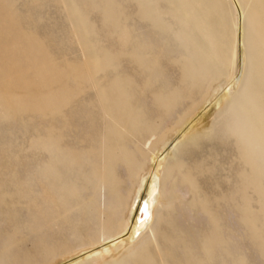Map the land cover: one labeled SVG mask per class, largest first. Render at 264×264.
<instances>
[{
	"label": "bare ground",
	"instance_id": "obj_1",
	"mask_svg": "<svg viewBox=\"0 0 264 264\" xmlns=\"http://www.w3.org/2000/svg\"><path fill=\"white\" fill-rule=\"evenodd\" d=\"M13 1L15 2V0ZM31 1L37 2L38 0H30L27 5H30V3L32 4ZM2 2L3 1L0 0V3ZM57 2L58 0L52 3L57 6L61 5L59 4L60 0L58 3ZM61 2L64 7H61L60 9L67 11V13L66 11L64 12V10L62 11L67 15V18H64L65 20L67 19L66 23L67 21H70V26L73 29H71L70 32L73 31L76 37L75 39L74 36H72L71 39L72 41L75 39L77 41L75 42L78 44L72 41L71 43H75V47H78L79 56L74 53L76 57L73 60L71 59V61H68L69 58H67L68 62L61 61V63L57 65L50 62L52 59L48 60L50 58L49 56L47 57L46 55L45 57V54H42V52L45 51L41 52L40 45L38 44L39 42L36 41L37 35L34 36V34H36L34 31H32V33L34 32L33 35L30 36L35 37V40L30 39L29 35L25 34L28 31H23L24 37L28 38L26 41L25 39L23 40L24 37L22 31L20 32L21 36L20 33H18L19 36L22 37V40L19 39V37L14 38L18 35L17 33L15 35V30H13L14 34L13 31H11L12 34L15 35L13 37L14 41H11L13 45L8 43L10 46H5L3 49L1 45L3 46L7 43L6 40L9 33V28H5L6 31L3 30V23L6 22L9 27H12L18 19L16 18V21L12 20L13 15H16L15 10L12 9L11 11H13V13L15 12V14L9 12L8 9L4 10L6 13L3 12V14H0V16H3V18L0 17V31L7 33L6 40L4 39L5 37L3 34V36L0 35V43H2V40H5L4 42H6L5 44L3 42V44L0 45V56H2L0 59H6L7 56L10 58L12 54L10 55L9 52L14 49L15 52H17V55L21 57V63L19 64L25 63L27 66L26 69H30L29 71L27 70V74L30 75L29 72L32 70L31 68L37 66L38 70L36 72L33 69V78L30 81L22 80L25 84H21L23 82L20 83L21 85L19 84L21 86H19L20 89L22 88V91L20 90L21 94L25 89L29 92V89L31 90L34 86H36L37 89L44 90L40 91L35 89L38 91L37 94L35 91L36 98L33 94L32 97H28V92L23 94L26 96V99L22 95L20 97V93L17 94L18 98L20 97L21 99H14L15 96H12L13 93L11 96H7V94H4V97L1 96L3 97V102L1 101L3 103V110H1L3 114H0V116H2L1 119L4 120L8 117L4 116L6 117L4 118V114H9L10 117V114L14 115L18 113L19 115L22 111L23 113H27L28 110H31L32 113L30 114H33L34 112L36 117L39 116L41 118L42 114H45L43 115L44 117H42L45 118L47 115L46 117L48 118L49 115H51L50 113L56 111L54 112L56 113V118H54L55 116L53 118L52 115L50 116L53 120L56 119V130L52 132V129H49L52 125H47V128L45 129L47 131L44 130V127L46 126L43 127V130L45 131L44 133L48 134V139H46L51 142L53 141L51 145H49L50 142L48 143L45 141V136L41 140V135L39 133L36 134L37 138L40 136L38 138L39 141H44L43 144L45 146L43 145L42 147L41 144L39 145H41L40 148H43L45 153L47 150L44 149V147L51 148V150H48L49 152L51 151L49 156L46 157L47 155L44 154V157L42 155L43 152L39 151L40 148L36 146L37 151L39 153L41 152L40 155L49 159V162L40 165L38 168L39 171L36 172L39 177L43 178L42 180L38 177L39 183H43L42 181L45 183L44 179H50L48 180V184H44L45 186L42 184V187H39V189H41L39 192V190H37V186H39L38 183L35 184L37 186L34 185V183H36L34 178L36 175L31 178L32 174L34 175L35 173L30 174V171L27 172L26 169H22L18 166L19 163H16V169L18 166V168L20 167V170L22 169L26 171L24 172L27 174L21 170L25 174L24 177L22 175L24 179L20 178L21 176L19 173V175H17L20 177L17 178V175L14 176V172L10 174L11 176L9 175L10 181L7 179L11 182L9 184L16 186V188L19 187L17 190L23 188V182H30L32 179L36 192L41 194L39 197L42 196V194H48V192H41L44 191L43 187L48 186V191L53 190V194L56 192V199H54L55 197L52 194L54 197L53 200L56 202V204L54 203L56 211L54 210L55 206L51 201H47L53 205V207L49 206L51 209L45 206L50 212H53V214L56 212V216L55 214L51 215L55 216L53 217L54 219L56 218V236L54 235L56 241H53V238H51L52 240L49 238L51 241L49 244H41L42 240L41 242L38 240L40 242L39 246H36L39 242L34 244L33 238L35 239V237H33V235H38L40 233V236H44L45 234H42L44 231L42 232L39 229L44 228L43 226L47 224L46 222L50 223V221L54 219L50 216L52 219L47 217L45 220V215L49 212L44 208L46 211L44 209L42 210L43 214L44 212L45 214L38 220H41L42 222L45 220V224L40 221L42 223L40 226V223H37V218L38 216L40 217L39 213L42 214V210L41 212L40 210H37L39 211L37 212L34 210L35 207L32 208L35 204H30L33 205L31 208L37 212L38 215H35L34 217H37L34 218L32 214L35 212H32V209L28 208L29 210L26 209L28 211L25 212V215L28 216H26L27 218H24V220L30 218V215L27 214V212L29 213L30 211V214L32 213L30 219H35L36 222H33L36 224L33 225V223H31V225L29 223V225H27L28 222L32 221H29V219L28 221L26 220V226H24V224L22 226V223L20 222L21 226H18L27 231L24 230L23 232L22 229L21 232H16L17 229H20L19 227H15V224L19 221L18 218L15 220L16 223L14 222V226H12L15 231H12V233L14 232L17 234L28 232L30 234L31 232L32 235V232H34L31 241L34 246L32 249H27L28 245H23L27 248L24 249L23 247H20L24 250H20L17 254H10L9 250L11 245L14 243L19 244L20 237L17 235L14 236L13 233V235H9L11 236L9 242H3V239L10 232L6 233V235L3 234L5 237L3 236L4 238L2 237L0 239L2 242L0 244V264H167V260H165L167 259V253L165 251L161 252L157 263L155 259L151 257L152 255L147 254L148 251L146 250L148 249L147 245L149 241L153 240L155 242L157 238V226H159L158 223H160V220L162 219V217L159 216L160 214L162 215V212H160L161 210L159 209H162V207L164 209L170 204V195L167 194L169 196H166V193L169 192L172 194L175 191V187H177L176 190L179 191L175 192L176 194L178 193V195H181L180 198L182 201H180L178 205L179 208L176 206L178 211L173 209L174 212H171L173 211L171 210L172 206L170 207L171 211H166L171 212V214L174 213L173 219H175V216L177 215L178 217L182 215L181 212L186 213V211H184L186 209L187 212L189 210L192 212V216L190 218L189 215L191 213L188 212L191 222L190 220L188 221V217L186 219L183 218L181 222L180 219L182 216L178 219L180 223L178 220H175V223L174 220L171 222V224L173 223V231L176 232V229H180V241L179 244H177V251L180 256L176 259L172 256L173 258L171 259H174V261L176 260L173 264H248L249 262L247 260H249V257L250 260L252 258V256L248 254L251 251L249 250L246 252V256V253L243 250L247 247V244L246 242L242 245L239 243L242 238H240V241L239 239L237 240V233H239V237H242L241 229L239 231V227H245V230L249 228L250 231L253 229L254 232L251 234L254 238H258L254 239L251 234L249 235L255 240V242H257L262 236L259 235V229H257L259 226H256V228L253 227L252 224L253 221L257 224V212L264 214V0H61ZM6 3L8 4V2ZM15 3L17 4V2ZM87 3L99 7L102 11L103 18L106 22V27L104 29L105 44H99V42H97L100 39L97 40L98 37L96 38L95 32L89 25L90 23H88L83 15L82 11H88L85 9ZM129 3H132V5ZM11 4L13 3L11 2L10 6ZM14 4L12 6H14ZM35 4L37 3H34V5ZM129 6L132 7L131 10H129ZM6 7L7 5L5 8ZM0 9V11L3 10L1 7ZM86 11H84L85 14ZM90 17L89 21L92 19ZM28 18L26 19L28 20ZM95 18L96 15L94 19ZM96 19L99 21L101 18ZM9 20H12L13 23L10 24L9 22L11 21ZM38 20H41L40 17ZM32 24L34 23L32 22ZM18 25L19 24H16L15 28H17ZM26 25L28 24H25V26ZM19 26L18 28L21 27ZM223 27L225 28V31H223ZM68 32L69 31L65 33V38L69 40L70 38L67 37L73 34H69ZM227 34L232 36V44L230 45L228 52H226L224 47V39ZM40 38L41 37H39V39ZM65 38L64 41H66ZM61 39L57 40L61 41ZM2 49L4 53L9 54H2ZM12 52V56L14 57L15 52L13 50ZM13 57L6 61L0 60V83H2V79H5V81L7 80V83L2 84L3 86L4 84H8L7 86L10 87V83L17 84L15 81H21V78L24 79L22 75L25 76L26 74L25 72L24 74L17 66L19 57L18 60L16 57ZM12 58L14 61L11 60ZM23 58L25 60L28 58L29 65L27 64V60H22ZM15 60H17V62ZM170 63H175V67L170 68ZM49 64L55 65L56 72L53 71L55 68L51 70V67L48 66ZM31 65L33 67H31ZM166 76H168V78H166ZM55 82L56 87H54L56 90L51 89V91L48 86L52 85V83L55 84ZM2 85H0V87ZM16 88L19 89L18 87ZM10 89H12V87H10ZM2 90L3 89H1V91ZM2 92L4 93L5 91ZM40 92L44 95L43 98L41 97L42 100L38 97ZM213 106L220 107L217 111H215V109L212 111V108H214ZM37 113L41 116L39 114L37 115ZM13 118L15 119L14 116ZM20 118H22L20 121H23V116H20ZM33 118L29 117V121ZM17 121H19V119H17ZM29 121L27 120V122ZM32 121H34V119ZM2 123L4 124L5 122ZM34 124H36V122ZM23 125L25 126L26 124L23 123ZM213 125H218L219 128L217 130L225 135V137L229 136L232 138L233 144H235L239 151L240 159L245 166L244 171L242 172L243 180H241L245 188L254 191L251 193L252 195L256 193L254 196L257 195L259 203L256 204L255 202L253 204H256L257 206L259 205L260 210L256 212L253 210L256 214V216H254L247 206L248 194L244 192L245 198L241 191V194H236L237 196L240 195L243 202H245H241V204L239 201L240 206L237 205L239 209H237L239 211L238 213L240 214L241 212V214L239 217V232L235 233L234 228L236 226L233 228L234 231L226 229L235 223L234 220L231 221L234 223H230V219L233 218L232 213H234V209H231L233 205H231L230 208L227 204L230 201H226L222 198L223 204L224 201L227 202V207L225 206L226 209H224L225 211L223 210L224 217L222 218L225 222L223 224L221 219L218 220L222 226H225L227 231L222 229V233L217 231L216 225H219V222H217L218 224L216 223L215 225L214 223L213 225L214 228L216 227L214 230H216L218 234L213 230L210 231L207 227L211 234L212 232H215L216 236L220 235L219 237L217 236V239L220 241L214 242L206 239L210 235L209 232L208 236L205 238L203 237L205 232L201 234L200 231L199 234L195 235L191 229V224H193L192 221L198 222V218L201 220V215H204V213L198 208L200 213H202L199 215V210L197 211L193 208V206L201 204L199 202V204L194 205V194H191V197L193 198L192 205H190L191 202L188 203L190 200H187L188 202L183 201V196L189 195V192H192L194 189V183L189 179L190 177L188 178L186 176V178L183 176L184 182L187 183L186 188L179 184L175 185L174 182L169 185V188L166 187L167 179L169 177L171 178L176 171V168L181 166L179 163V156L180 154H183L182 149L186 147L185 144H189L192 141L198 142L195 140L199 139L204 133L206 134L210 131ZM36 126L39 128L38 124H36ZM33 128L34 127H32V130H34ZM12 130L13 129H11V131ZM22 130L24 131V129ZM7 131L9 132L10 130L8 129ZM55 132L56 134H54ZM49 134H54L56 140H54V136L51 137ZM209 134L208 135L211 137V133ZM215 134L213 133V135ZM13 135L9 134V136ZM36 135L34 137H36ZM5 136H8L7 133ZM9 136L8 139L10 141ZM209 136L207 137L209 138ZM32 137H30L32 140L36 139ZM200 140H202V138ZM35 141H37V139ZM153 141H156L155 146L151 149L146 161V158L143 155V148L148 147L149 145L151 146ZM14 142L16 141L14 140ZM28 143L30 144L29 146L27 145V147H30L32 144L31 142ZM9 145L11 146L12 144ZM32 146H34V144ZM36 148H32V150H36ZM9 149L6 150L9 151ZM15 149L12 148L11 151H15ZM29 149H31V147ZM10 154L7 156L12 159L13 157L11 155L13 153ZM20 156L22 157V155ZM6 158L7 157H5V159ZM44 158L42 159L44 160ZM19 161L20 160H18V162ZM37 161H39V159H37ZM6 162L8 164V161ZM14 162L15 160L11 161V164L13 165ZM28 162H25L24 167ZM186 162L187 161H185V163ZM32 163L34 164V162ZM193 163L195 165L197 164L195 162ZM38 164L36 165L38 166ZM8 165L7 167L9 168ZM30 166L32 165H29V167ZM184 167L182 168L183 171L185 170ZM32 168L33 167H31V169ZM241 168L243 169V167ZM0 169L1 171L4 170L2 168ZM28 170H30V168ZM13 171L17 173L18 170ZM191 171H193V168ZM241 174L239 172L237 175L240 176ZM27 175H29L31 179L27 178ZM197 175L200 176V174ZM237 175L236 177L238 178L239 176ZM239 179L240 177L238 178V181ZM1 182H3V184L5 183L4 180ZM32 183L30 184L32 185ZM3 184L0 185V188L3 187ZM5 184L3 188H6ZM25 184L27 185V183ZM30 184H28L29 187L31 186ZM234 184L233 186L230 184L233 189L235 186ZM12 185H10L11 188ZM178 186H180L179 188H184L179 190ZM187 187L190 191H188ZM2 189H0V191H2ZM47 189L45 191H47ZM184 189H186V193L183 194V192H185ZM24 190H26V188H24ZM24 190L22 189L23 192L21 191L22 196L25 192ZM249 190H246L247 193ZM4 191L5 190H3V192ZM31 191L34 192L35 189H31ZM31 191L28 192L31 193ZM51 192L52 191H50V193ZM229 192L230 191L227 193ZM50 193L49 195L51 196ZM233 194L235 195V193ZM25 195H28V193ZM44 195L42 196L43 198H45ZM225 195L227 194L225 193L223 196ZM5 196L9 197L7 193ZM34 196H36L37 199H34V201L36 200L39 205L42 203V208L44 203L47 204L46 201L43 202V199H41L42 197L38 199L39 197L35 195V193L29 196V198H34ZM200 196L198 198H200ZM254 196L252 197V200ZM235 197L232 196L234 201L236 199ZM5 198L6 197H4V199ZM29 198L27 200H30ZM47 198L48 196L44 200H47ZM198 198H196L197 201L199 200ZM237 198H239V196ZM21 200L22 202H26V199ZM21 200H19L20 204ZM39 200H42V202H39ZM48 200L50 199L48 198ZM234 201L232 202L235 203ZM24 202L22 204H24ZM37 202L35 203L37 204ZM249 202V205H251L252 201ZM12 203L13 202L9 204L10 209L12 208ZM146 203L148 219H145L144 213L141 211ZM175 203L178 204L177 202H174V204ZM4 204L8 203L3 201L1 205L4 206ZM20 204L17 203L16 205L22 207V204ZM5 206L3 209L8 208V206ZM35 206L37 207V205ZM24 207L27 208V205ZM15 209L16 208L10 211L15 213ZM17 209L15 215L20 211L19 209V211H17ZM220 209L222 211L223 207L221 206ZM5 211L8 213V210ZM209 211H207L208 215H210ZM2 212H0L1 216H3L1 219L4 220L3 218L5 217V214L3 213L4 215H2ZM177 212L180 214H177ZM216 212L218 214V210H216ZM20 213L24 216L22 209ZM76 213L77 215H80L79 217L81 218H77L78 216L74 218ZM211 213L213 215L214 210ZM260 214L258 217H260L259 220H261V223H259L263 224L262 222H264V220L262 221V219L264 218H262ZM183 215L186 217V214ZM208 215L206 213L207 217ZM212 215L211 217H213ZM14 217L15 216L13 215V219ZM193 217H197V220ZM234 217L237 218V215ZM6 218L7 217H5V219ZM9 218L12 219V216ZM61 218H63V220ZM204 218L206 217L204 216ZM204 218L202 217L205 222ZM1 219L0 223H3L0 226L4 228L3 224L6 225V220L2 221ZM208 219L211 220V218ZM12 220H9V222ZM67 220L68 223L66 224L67 228L65 229V232H63L64 225L61 227L63 233H59L58 230L61 223H65ZM212 220L214 221L215 219ZM78 221L79 224L76 223ZM9 222L7 223L10 225ZM206 222L208 223V221ZM198 223L200 224V222ZM177 224L181 227H178ZM211 224H213L212 221ZM211 224L210 226L212 227ZM204 225L206 224L204 223ZM49 226L47 227L48 234L53 231L51 228L52 226ZM9 227L7 228L10 230ZM203 227L204 226L201 228ZM49 228H51L50 231ZM44 229L46 230V228ZM1 230L3 231V229H0V231ZM168 230L170 231V229ZM36 231L40 232L37 234ZM161 231L164 230L162 229ZM262 231L263 230H261V232ZM243 233L245 234L247 232ZM26 234L27 233H25V236ZM263 234L264 233H262V235ZM51 235L53 234L50 233L46 236L51 237ZM9 236L7 235L5 239L8 240ZM13 236L15 238L18 237V239L14 240ZM40 236L36 237V240L39 238L41 239ZM12 237L13 239L11 241ZM244 237H247V235H244ZM29 238L26 237V239L30 241L31 238ZM167 239H169V237H167ZM249 239L251 238H248L247 241ZM43 240L46 241L44 238ZM235 240H237L238 243H236ZM254 240H252V243ZM31 242L30 246L33 245ZM257 243L260 242L258 241ZM17 244L14 246L18 249L19 245ZM151 244L148 246L151 247ZM172 245L170 244V246ZM198 248L204 260L195 256L199 252ZM260 249V251L263 250L262 253H264L263 247ZM255 251L259 250L257 249ZM255 251L253 252L255 253ZM262 253L259 254L262 255ZM176 254L178 253H175V255ZM237 254L241 256H237ZM234 256L237 258L236 260ZM244 256H246V258L248 257L247 260H245ZM257 256L258 255L256 254L254 259H257ZM170 262L172 263V261Z\"/></svg>",
	"mask_w": 264,
	"mask_h": 264
},
{
	"label": "rangeland",
	"instance_id": "obj_2",
	"mask_svg": "<svg viewBox=\"0 0 264 264\" xmlns=\"http://www.w3.org/2000/svg\"><path fill=\"white\" fill-rule=\"evenodd\" d=\"M1 1H3L2 3H0L1 5H0V7L3 9L2 11H0V14L2 13L3 14V12L4 13H6L4 10H7L8 9V11L9 12H12L13 13V11H11V9L12 10H15V12H16V15L14 16L13 15V19L12 20H15L16 18L18 19V21H16L15 23L16 24H19L18 26L20 27V28H18V26H17V28H15V26H16V24L14 25L13 24V26L12 27H9L8 26V24L6 23V22H4L3 23V30L4 31H6L5 30V28H9L7 31L9 32V33H11V34H9L8 33V36H7V33L5 32H2V31H0V35L1 36H3L4 35V39L6 40V36H7V43L6 42H4L3 40H2V43H0V45L1 44H3V42H4V44L5 45H1V47H3V49H4V47L5 46H10V45H8V43L9 44H11V45H13L12 43H11V41L13 42L14 41V39H13V37L16 35V33H17V35L18 36H15L14 38H18L19 37V39H21L22 40V37H20L21 36V31H22V34H23V37H24V32L23 31H28V32H26L25 34H27V35H29V38L30 39H33V40H35L36 38H37V42H39L38 44L40 45V49H41V52L42 51H45V52H42V54L44 53L45 54V57H46V55H47V57L49 56L50 58L48 59V60H51L50 62H53L52 64H59V63H61V61L62 62H68V61H71V59L73 60L76 56H75V54L76 55H78L79 56V50H78V47H75V43L77 42L75 39H76V37H75V35H74V32L72 33V32H70V30L72 29V27L70 26V21H67V23H66V20H65V18H67V15H65L64 14V12L66 11V10H64L63 8V10H64V12H62L63 10H61L60 8L61 7H64V6H62L63 4H62V2H61V0H60V3L59 4H61V5H59V6H57L56 4H53L52 2H55V1H57V0H36L37 2H35V1H33L34 3H37V4H35L34 5V3L32 2V4L30 3V5H27V3L29 4V1L30 0H15V2H17V4L12 0H1ZM14 4V6H12L13 4H11V6L13 7H11L10 6V3L11 2ZM42 1V2H41ZM52 1V2H51ZM78 1V0H77ZM79 1H82V0H79ZM6 2H8V4L6 3ZM10 2V3H9ZM40 2H41V5H40ZM48 2V3H47ZM58 2H59V0H58ZM57 2V3H58ZM4 4V5H3ZM130 5H132V3H129ZM7 5V7L5 8V6ZM26 5V6H25ZM86 5H87V7H86ZM85 5V9H87L88 11H86V10H84V11H86V14H85V12L84 11H82L83 12V15L85 16V18H86V20L88 21V23H90L89 25L91 26V28H92V30L95 32V34H96V38H97V40H99V41H97V42H99V44H105L106 42V40H105V34H104V29H105V27H106V22H105V20H104V18H103V15H102V11H101V9L99 8V7H96V6H92V4L90 5V4H86ZM97 5V4H96ZM10 6V7H9ZM23 6H25V7H23ZM9 7V8H8ZM39 7H41V8H39ZM31 10H30V9ZM37 8V9H36ZM131 8L132 7H130L129 6V10H131ZM26 9V10H25ZM1 10V9H0ZM7 11V12H8ZM15 12L13 13V14H15ZM88 12H89V14H88ZM94 12V13H93ZM95 12H97V13H95ZM22 13V14H21ZM24 13H26V14H24ZM66 13H67V11H66ZM29 14V15H28ZM33 14V15H32ZM24 15V16H23ZM88 15V16H87ZM90 15H91V17H90ZM95 15H96V18H101L99 21L95 18L94 19V17H95ZM98 15H99V17H98ZM5 16H6V14H5ZM5 16H4V18H5ZM0 17H2L3 18V16L1 15ZM25 17V18H24ZM29 17V18H28ZM35 17V18H34ZM40 17V19L41 20H38V18ZM65 17V18H64ZM89 17L90 18H92V19H90V21H89ZM26 18H28V20L26 19ZM37 19V20H36ZM6 20H8V19H6ZM12 20H9V21H11V22H9L10 24H12L13 23V21ZM31 20H33V21H31ZM94 20V21H93ZM35 21H37V22H35ZM8 22V21H7ZM32 22L34 23V24H32ZM239 22V21H238ZM30 23V24H29ZM7 24V25H6ZM25 24H28V25H26L25 26ZM36 24V25H35ZM67 25H68V27H70V28H68L67 27ZM29 26H30V28H29ZM26 27H27V29H26ZM25 28V29H24ZM18 29H21V30H18ZM13 30H15L16 32H15V35H13L14 34V31ZM17 30H18V32H17ZM73 30V29H72ZM11 31H13V34H12V32ZM32 31H34L36 34H34V36H36L37 35V37L35 38V37H32V36H30V35H33V33H32ZM67 31H69L68 33L70 34H73V35H70L69 37H67V38H70L69 40L68 39H66L65 37H66V35H65V33L67 32ZM223 31H225V28L223 27ZM32 33V34H30V33ZM18 33H20V36H19V34ZM3 34V35H2ZM6 34V35H5ZM12 35V36H11ZM26 35V36H27ZM51 35V36H50ZM1 36H0V38H1ZM12 38H11V37ZM67 36H68V34H67ZM72 36H74V38L75 39H73V41H72V39H71V37ZM100 36V37H99ZM39 37H41L40 39H39ZM53 37V38H52ZM63 37V38H62ZM35 38V39H34ZM47 38V39H46ZM55 38V39H54ZM62 38V39H61ZM64 38H65V40L66 41H64ZM2 39H3V37H2ZM10 39V40H9ZM25 39V41L28 39V38H26V37H24L23 38V40ZM53 40V42H52V40ZM60 40L61 39V41H58V40ZM1 40V39H0ZM20 40V41H21ZM10 41V42H9ZM59 43H58V42ZM71 41L72 42H75L74 44H72L71 43ZM102 41H104V42H102ZM56 42H57V44H58V46H57V44H56ZM64 42V43H63ZM224 42H225V50H226V52H228L229 51V49H230V45L232 44V36L230 35V34H227V36H225V39H224ZM45 43V44H44ZM76 44H78V43H76ZM0 47V48H1ZM3 49H2V52H3ZM56 49V50H55ZM14 52H15V50L14 49H12ZM12 50H11V52H12ZM48 50V51H47ZM58 50V51H57ZM78 51V53H77V51ZM57 51V52H56ZM1 52V53H2ZM11 52H9L10 53V55L12 54L13 55V52L11 53ZM47 52V53H46ZM8 53V52H7ZM8 53V54H9ZM49 53H50V55H49ZM75 53V54H74ZM2 54H4V55H8V54H6V53H2ZM1 54V55H2ZM10 56V58L11 57H13V56ZM17 52H15V55H14V57H16L17 58V60H18V57H19V55H17ZM63 55V56H62ZM0 57H2V56H0ZM13 57V58H14ZM56 59H54V58ZM71 57V58H70ZM9 58V56H7V58L6 59H0V60H4V61H6V60H8V59H10ZM11 59V60H13L14 61V59ZM67 58H69V60L67 59ZM20 59H21V57H19V60H18V62H17V60H15L16 62H17V66H18V68H20L21 70H22V72L25 74V76H23L22 74V77H24V79H22L21 77V81L20 80H18V81H15V82H17V84L15 83V84H12V83H10V87H12V89H10V87H8L7 85L8 84H4V86L2 85L3 83H7V80L5 81V79H2V83H0V85H2L1 87H0V91H1V89H3L2 91H5L4 93L1 91V93L0 94H2V95H0V106H1V109H0V114L2 113V111L1 110H3V107H2V102H3V97L5 96L4 94H7V96L9 95V96H11V94L13 93V95L12 96H15L14 97V99H21L20 97H21V95L25 98L26 96L25 95H23V94H25V93H27L28 92V90H26L25 89V91H23L22 92V94H21V91H22V88L20 89V85L21 84H25L23 81L25 80H31L32 78H33V73H34V70H35V72L38 70V68H37V66H32L31 65V67H33V68H31L32 70L29 72L30 73V75L29 74H27V70L28 69H26V64L24 63H22V64H19V63H21V61H20ZM22 60H25L24 58L22 59ZM26 60H27V64L29 65V63H28V58H26ZM25 60V61H26ZM68 60V61H67ZM25 61H22V62H25ZM55 61V62H54ZM52 64H49L48 66H50L51 67V70L53 69V68H55V69H53V71H55L56 72V67H55V65H52ZM175 63H170L169 64V66H170V68H173V67H175ZM172 66V67H171ZM161 67V66H160ZM175 69V68H174ZM26 70V71H25ZM30 70V69H29ZM28 70V71H29ZM164 74V73H163ZM20 75V74H19ZM27 75H29V76H27ZM166 78H168V76H166ZM23 80V81H22ZM4 81V82H3ZM0 82H1V79H0ZM21 82H23V83H21ZM21 83V84H20ZM20 84V85H19ZM11 85H15V86H11ZM20 86V87H19ZM52 86V87H51ZM56 82H55V84H53L52 83V85H50V86H48L49 88H50V90L51 89H55L56 90ZM3 87V88H2ZM16 87H18L19 89H17ZM24 87V86H23ZM30 88V87H29ZM28 89V88H27ZM40 90L39 88L37 89V87L36 86H34V87H32L31 88V90L29 89V92L27 93L28 94V97H32V94H33V96L35 97L36 96V94H37V92L38 91H36V90ZM19 90V91H18ZM21 90V91H20ZM34 90V91H33ZM42 90V89H41ZM40 90V91H41ZM7 91H8V93H7ZM15 91H17V92H15ZM35 91H36V94H35ZM42 91H44V90H42ZM52 91V90H51ZM51 91H49V92H51ZM17 94V93H20V97L18 98V94L16 95L15 93ZM34 92V93H33ZM10 93V94H9ZM42 92H40L39 94H38V97H39V99L42 97H44V95L43 94H41ZM15 94V95H14ZM31 96H30V95ZM40 94H41V96H40ZM43 95V96H42ZM1 96H3V97H1ZM7 96H6V98H7ZM22 97V98H23ZM37 97V98H38ZM23 98V99H24ZM36 98V97H35ZM42 98H41V100H42ZM26 99V98H25ZM40 100V101H41ZM2 101V102H1ZM5 101V100H4ZM5 103V102H4ZM214 108H212V111H213V109H215V111H217L218 109H219V107L220 106H218V107H216V106H213ZM26 111V110H25ZM30 111V112H29ZM210 111H211V109H210ZM54 112H56V111H54ZM54 112H52L53 114H55V115H53L52 113H50L51 115H52V118L54 117V118H56V113H54ZM30 113H32L31 112V110H28L27 111V113L25 112V113H23V111L18 115V113H16V114H14V115H12V114H10V117H9V114L7 115V114H4L3 115V117L4 116H8L7 118L6 117H4V118H6V119H4V120H2L1 118H2V116H0V123L2 124H0V158H2V159H0V168H2V169H4L3 171H1V169H0V185H2L3 184V182H1L2 180H4V182L6 183H4L6 186V188H3L4 187V184H3V189L2 188H0V189H2V191H0V212H2V210H3V212H2V215H4L5 217H7L8 218V220H7V218L5 219V217L3 218L4 220H6V225L5 224H3L4 225V228L3 227H1L0 229H3V231L1 230L0 232H1V234H0V239L4 236V235H6V233H8V232H10L9 234H7L8 236L11 234V235H13V233L15 232L14 231V228L12 227V226H14V224L16 223V221L15 220H17L18 218H19V221L17 222V224H15V227H19L20 229L18 230L17 229V231L16 232H21L22 231V229L23 228H21L20 226H21V223H22V226H23V224H24V226H26V224H27V221H28V219H29V221L30 220H32V219H30L31 218V216L33 215V217L35 216V215H38V213L37 212H39V211H37V210H40V212H41V210L42 209H44V208H46L45 206H47V208H50V207H53V205L52 204H56V202L53 200V198L54 199H56V192H55V194H53L54 193V191L53 190H49L48 191V189H47V187H43L42 189L44 190V191H41V192H43V193H46V192H48V194L46 195H44V194H42V196L44 195L45 196V198L48 196V198L50 199V200H48V198H47V200H44L45 198H43L42 196H40L39 197V195H41L40 193H38V192H36V188H35V186H37V185H35V184H37L38 183V185L39 186H37V190H39V192H40V190L41 189H39V187L41 188L42 186V184H43V186H45L44 184H48V180H50V179H44L45 180V183H44V181H42L43 183H39V179L41 178L42 180H43V178L42 177H39V175H38V173L36 174V172H38L39 170H38V168L40 167V165H43V164H46V162L48 163L49 162V159L48 158H44L45 157V155H47L46 157H48L49 156V153H51V151L49 152L48 150L50 149L51 150V148H45L44 147V149H46L47 151H46V153L43 151V148L41 149L40 148V146L42 145V147H43V143H44V141H39V137L37 138V133H39L40 135H41V140L44 138V136H45V139L47 138L48 139V134H45L44 132L45 131H47V130H45L46 128H47V125H52V126H50L49 127V129H52V132H54L55 130H56V119H52V118H50V116L51 115H49V117L47 118L46 116H45V118H43L44 116L43 115H45V114H42V116L39 114V113H37V115L39 114L40 116H41V118H43V119H41L39 116H37L36 117V115H34L35 113L33 112V114H30ZM3 114V113H2ZM1 114V115H2ZM29 114V115H28ZM46 114H49V113H46ZM208 114H209V112H208ZM17 117H16V116ZM27 115V116H26ZM13 116L15 117V119L13 118ZM20 116L22 117L23 116V121H20V120H22V118H20ZM12 117V118H11ZM19 117V118H18ZM29 117H31V118H33L34 119V121H32L33 119H30V121H29ZM28 118V119H27ZM51 120H50V119ZM12 119V120H11ZM17 119H19V121H17ZM39 119V120H38ZM41 119V120H40ZM9 120V121H8ZM15 120V121H14ZM24 120H26V121H24ZM27 120L29 121V122H27ZM38 122H37V121ZM44 120V121H43ZM13 121V122H12ZM40 121V122H39ZM55 123H54V122ZM171 121V120H170ZM2 122H5L4 124L2 123ZM17 122V123H16ZM27 122V123H26ZM31 122V123H30ZM36 122V124H38L39 125V128H37L38 126H36V124H34ZM46 122V123H45ZM50 122V123H49ZM8 123V124H7ZM14 123H16V124H14ZM21 123V124H20ZM23 123H25L26 125L24 126L23 125ZM34 125H33V124ZM45 123V124H44ZM216 123H217V121H216ZM215 123V124H216ZM12 124V125H11ZM18 124V125H17ZM27 125H30V126H27ZM31 125H33V126H31ZM42 125V126H41ZM12 126V127H11ZM36 126V127H35ZM44 126H46V127H44ZM32 127H34L33 129L34 130H32ZM41 127V128H40ZM43 127H44V130H43ZM55 127V128H54ZM215 127V128H214ZM10 130L9 132L7 131L8 129ZM36 128V129H35ZM219 128V126L218 125H213V127H212V129L210 130V131H208L209 133H211V137H212V139H211V137L209 136L210 134L207 132L206 134L204 133L203 135H201V137L199 138V137H197V138H199V139H196L195 141H198V142H190L189 144L188 143H186L185 144V148H183L182 150H183V154H180V156H179V163H180V165L181 166H179V168H176V171L173 173V175L171 176V178L169 177L167 180L168 181H166V187L167 188H169V185L172 183V182H174L175 183V185L176 184H179L180 186L182 185V186H184L185 188H186V186H187V183H185L184 182V177L183 176H187L193 183H194V189L192 190V192H189V195H184L183 197V201L184 202H188L189 200V202L188 203H190L191 202V204L190 205H192L194 202V205L195 204H199V202L201 203L200 205H195V206H193V208H195L197 211L199 210V209H201V212L202 213H204V215H201L202 213H200V210L198 211V214L199 215H201L203 218H204V216L207 218V220H206V218H204L205 219V222H204V220L202 219V217L201 216H199V217H201V220H200V218H198L199 220H198V222H200V224L197 222V221H192L193 222V224H191L192 226H191V229L193 230V233L195 234V235H197V234H199V232L201 233V234H203V232H205L204 234H205V236H204V234H203V237H207L208 236V228H209V230L210 231H215L216 232V230H214V229H216V227H217V231L219 232V233H222V230H231V231H234L233 230V228L235 229V233L236 232H239L240 231V229H241V234H242V237H239V233H237V235H238V237H237V240L239 239V241H240V238H242V240L239 242L241 245L242 244H244L245 242H246V244H247V249L245 248L243 251L246 253V252H248L249 250L251 251V252H249L248 254L250 255V256H252V258H251V260H250V257H249V255H248V257H249V260H247V258H246V256H247V253H246V256H244L245 257V260H247L248 262V264H252V260L256 257V254L258 255L257 257V259H254L253 260V264H254V261H255V264H264L263 263V261H264V253H262V251H260L261 249V247H263V249H264V238H263V235H262V233H264L263 231H264V222H262L263 224H260L261 223V220H259L260 219V217H258L259 216V214L261 213V212H257V216H256V214H255V212L256 211H260L259 210V205L257 206L256 204H258L259 202H258V197H257V195H255L254 196V194H256V193H254L253 195L251 194V193H253L254 191L251 189V190H249L248 188H245V186L243 185V182H242V177H243V171H244V168H245V166H244V164H243V162H242V160L240 159V155H239V151L237 150V148H236V146H235V144H233V140H232V138L231 137H229V136H227V137H225V135H223V134H221L220 132H219V130H217ZM7 129V130H6ZM11 129H13L12 131H11ZM15 129V130H14ZM22 129H24V131L22 130ZM42 131H41V130ZM48 129V130H49ZM213 130V131H212ZM217 130V131H216ZM23 131V132H22ZM50 131V130H49ZM48 131V132H49ZM212 131V132H211ZM13 132V133H12ZM26 132V133H25ZM47 132V133H48ZM215 132H216V134H215ZM218 132H219V134H218ZM6 133H7V135L9 136V134H11V135H13V136H9V138H10V141H9V139H8V136H5L6 135ZM9 133V134H8ZM16 133V134H15ZM36 135V137H34L35 135ZM213 133L215 134V135H213ZM38 134V135H39ZM54 134H56V132L54 133ZM54 134H49L51 137H53L54 138V140H56L55 138V135ZM209 134V135H208ZM33 136V137H32ZM207 136H209V138L207 137ZM30 137H32V138H36L37 139V141H35V140H32ZM215 137V138H214ZM14 138V139H13ZM31 140H30V139ZM202 138V140H200ZM220 138H222V139H220ZM12 139V140H11ZM45 140V141H47L48 143H49V145H51V143L53 142H51V141H49V140ZM51 140H53L52 138H50ZM225 139V140H224ZM227 139H229V140H227ZM6 140H8V141H6ZM14 140L16 141V142H14ZM30 140V141H29ZM200 140V141H199ZM211 140V141H210ZM213 140V141H212ZM227 140V141H226ZM220 141V142H219ZM226 141V142H225ZM4 142H6V143H4ZM8 142H9V144H12L11 146L8 144ZM28 142H31V144L33 145L34 144V146H30L31 147V149H29L30 147H27V145L29 146V144L30 143H28ZM35 142V143H34ZM42 142V143H41ZM54 142H56V141H54ZM210 142V143H209ZM231 142V143H230ZM4 143V144H3ZM15 143V144H14ZM46 143V142H45ZM155 143H156V141H153L152 143H151V146L149 145L148 147H144L143 148V155L145 156V158H146V161H147V158H148V156H149V154H150V151H151V149H153L154 148V146H155ZM200 143V144H199ZM212 143H213V145H212ZM36 144V145H35ZM39 144H41V145H39ZM54 144V143H53ZM53 144H52V146H53ZM198 144V145H197ZM231 144V145H230ZM15 145H17V146H19V147H17V146H15ZM48 145V144H47ZM188 145H189V147H188ZM10 147V149H9V147ZM36 146H38L39 148V151H41V152H43L42 153V155L44 156H42V155H40V153L37 151V148H36ZM45 146V145H44ZM8 147V148H7ZM17 148V149H15V148ZM48 147V146H47ZM50 147V146H49ZM55 147H56V145H55ZM15 149V151L17 152H15L14 150V152L13 151H11V149ZM32 148L33 149H35L36 148V150H32ZM6 149H9V151H10V153L12 154H10L9 153V151L8 150H6ZM19 149H22V150H19ZM188 149V150H187ZM32 150V151H31ZM27 151H29V152H27ZM188 151V152H187ZM34 152H36V153H34ZM38 153V154H37ZM8 154H10L13 158L11 159V157H9V156H7ZM16 154V155H15ZM31 154V155H30ZM45 154V155H44ZM189 154V155H188ZM209 154V155H208ZM14 155V156H13ZM20 155H22V157L20 156ZM25 155H27V156H25ZM39 155V156H38ZM188 155V156H187ZM35 156H36V158H35ZM41 156V157H40ZM185 158H184V157ZM206 156V157H205ZM4 157V158H3ZM5 157H7L6 159H5ZM162 157V156H161ZM15 158H17V159H15ZM23 158H25V159H23ZM34 160H33V159ZM42 158H44V160L42 161L41 159ZM28 159V160H27ZM37 159H39V161H37ZM47 159H48V161H47ZM199 159H200V161H199ZM4 160H6V161H8V164H11V161H14L15 160V162L13 163V165L11 164V165H8L7 164V162L6 161H4ZM9 160H10V163H9ZM18 160H20L19 162H18ZM31 160V161H30ZM181 160V161H180ZM203 162H202V161ZM21 161H22V163H21ZM29 161V162H28ZM35 161H37V162H35ZM183 161V162H182ZM185 161H187L186 163H185ZM216 161V162H215ZM3 162V163H2ZM25 162H28V163H26V166L25 167H29V165H32V166H30L29 168H30V170H28L29 168H25L24 167V165H25ZM32 162H34V164L32 163ZM43 162V163H42ZM193 162H195V163H197L196 165L193 163ZM198 162H199V164H198ZM19 163V165L18 166H20L22 169L24 168V169H26V171L27 172H29L30 174L31 173H35L34 175L32 174V176H31V178L32 177H34L35 175H36V177H34L35 178V181H36V183H34V185H33V180L30 178V174L29 175H27V178H30L31 179V181L29 182V181H25V182H23L24 183V186H23V188H22V186H21V188L24 190V188H26V190H24L25 192L23 193V196H22V193H21V191H22V189L21 190H17V189H19V187H17L16 188V186H14V185H12V184H9V183H11V182H9L10 180V174L11 173H13L14 172V176L15 175H17L18 173L20 174V176H16L17 178L18 177H20V178H23L24 176H25V174H27V173H25L26 171L25 170H20L19 168H18V166H17V169H16V165ZM32 163V164H31ZM38 163H40V164H38ZM184 163V164H183ZM9 166V168L7 167V165ZM15 164V165H14ZM21 164V165H20ZM36 164H38V166L36 165ZM243 164V165H242ZM5 166V167H3V166ZM22 165H23V167H22ZM28 165V166H27ZM184 165H185V167H184ZM203 165V166H202ZM12 168H11V167ZM191 166H192V168H193V171H191L192 170V168H191ZM194 166V167H193ZM205 166V167H204ZM214 166V167H213ZM7 167V168H6ZM31 167H33L32 169H31ZM35 167V168H34ZM184 167V171H183V168ZM241 167H243V169L241 168ZM13 168H15V169H13ZM187 168V169H186ZM196 170H195V169ZM11 169V170H10ZM18 170L17 171V173L15 172V171H13V170ZM205 169V170H204ZM207 169V170H206ZM240 169H242V170H240ZM20 170V171H19ZM181 170V171H180ZM209 170H211V171H209ZM32 171V172H31ZM35 171V172H34ZM203 171V172H202ZM210 173H209V172ZM21 172V173H20ZM188 172V173H187ZM194 172V173H193ZM206 172V173H205ZM239 172H240V176L239 175H237V174H239ZM192 173V174H191ZM208 173V174H207ZM197 174H200V176L199 175H197ZM3 175V176H2ZM10 175V176H9ZM22 175H23V177H22ZM38 175V176H37ZM175 175H177V176H175ZM236 175L237 176H239L240 177V179H239V181H238V178L236 177ZM38 177H39V179H38ZM180 177V178H179ZM186 177V178H187ZM235 177V178H234ZM4 178V179H3ZM178 178V179H177ZM199 178V179H198ZM7 181H6V180ZM24 179V178H23ZM180 179V180H179ZM242 179V180H241ZM47 180V181H46ZM177 180H179V181H177ZM233 180H236V181H233ZM41 182V181H40ZM179 182V183H178ZM25 183H27V185L25 184ZM30 183H32V185L30 184ZM199 183V184H198ZM235 183V184H234ZM236 183H238V184H236ZM28 184H30L31 186L29 187V185ZM46 184V185H47ZM233 186V184L235 185L234 186V189H233V187H231V185ZM243 185V188H242V185ZM10 185H12V188H11V186ZM7 186H10V187H7ZM14 186V187H13ZM34 187V189H35V191L33 192V191H31V189L32 190H34L33 189V187ZM180 186H178V189L179 190H181V189H183L182 187L181 188H179ZM1 187V186H0ZM231 187V188H230ZM27 188H30V189H27ZM242 188V189H241ZM10 191H9V190ZM12 189H14V190H12ZM15 189H16V191H15ZM47 189V191H45ZM53 189H55V188H53ZM177 189V187H175V191H177L176 190ZM187 189H188V191H190V189L187 187ZM198 189V190H197ZM228 189V190H227ZM3 190H5L4 192H3ZM8 190V191H7ZM186 189H184V191H185ZM246 190H249L248 191V193H247V191ZM12 191H14V192H12ZM31 191V193L33 194V193H35V195H37L38 197V199H40L41 197V199H43V202L44 201H46V203L47 204H43V208H42V206H41V204L39 205L38 204V202L36 201L37 199H36V196H34V198H32V200H31V198H29V196H31L32 194L31 193H29V192ZM50 191H52L51 193H50ZM174 191V192H175ZM200 191H202V192H200ZM228 191H230L229 193H227ZM234 191V192H233ZM243 193V196L245 195V193L246 194H248V208H249V211L252 213V214H254V216H256L257 218H258V221H257V224H256V222H254L253 221V224H252V226L253 227H256L257 229H259L258 231H259V235H261L262 237H261V239L259 238V240H257V242L259 241L260 243H257V242H255V240L254 239H257L258 237H255L254 238V236L251 234V233H253L254 232V230L253 229H251V231H250V229L248 228V229H244L243 227H239V222H240V219H239V217H240V214H241V212H240V214L238 213L239 211V209H238V206H240V203L241 202H243V200H242V197L240 196V195H238L239 196V198H237L238 196L236 195V194H241V192ZM8 192H11V193H8ZM20 192V193H19ZM23 192V191H22ZM169 193V192H167L166 193V196H169L170 195V197H169V205L167 206V207H165L164 209H163V207H162V209L164 210H162L161 208L159 209V210H161L160 212H162V215L160 214L159 216H161L162 217V219L160 220V223H158V225L159 226H157L158 228H157V235H156V240H155V242L152 240V241H149V243H148V245H150L151 243H153V244H151V247H149L148 245H147V247H148V249L146 250V251H148L147 252V254H149V255H152L151 257H153L154 259H155V261L157 262L158 260H159V257H160V255H161V252L162 251H165L166 253H167V256H166V258L167 259H165V260H167L166 261V263L167 264H173L175 261H174V259H171V258H177L178 256H180V254H179V252L177 251V244H179V241H180V236H179V231H180V229H176V232L175 231H173V228H172V224H171V222H173V220H174V223H175V220H178L179 219V217L180 216H182V218L180 219V221L183 219V218H187L188 219V221L190 220L189 219V216H190V218H191V216H192V212L189 210L188 212L189 213H191L190 215H189V213L187 212V209L186 210H184V211H186V213H183V212H181L182 213V215H180L179 217H178V215L177 216H175L176 218L175 219H173V214H171V212H174V210L173 209H175V211H178L177 210V208H179V203H180V201H182L181 200V198H180V196L181 195H178V193L176 194V192L175 193ZM177 192H179V191H177ZM198 192H199V194H198ZM238 192H240V193H238ZM245 192V193H244ZM250 192V193H249ZM6 193H7V195H9V197L8 196H5L6 195ZM16 193H17V199H16ZM26 193H28V195H25ZM49 193L51 194V196L49 195ZM184 193H186V191L185 192H183V194ZM188 193V192H187ZM205 193V194H204ZM227 194V195H225V196H223L224 194ZM233 193H235V195L233 194ZM19 194V195H18ZM20 194H21V196H20ZM54 195V197H53V195ZM167 194H169V195H167ZM179 194H181V193H179ZM193 195V198L191 197L192 195ZM195 194H196V196H195ZM229 194V195H228ZM200 195H202V196H200ZM218 195V196H217ZM220 195V196H219ZM251 195H252V197L254 196V198H253V200H252V197H251ZM6 197L5 199H4V197ZM10 196H13L14 197V199H13V197H10ZM189 197V198H187V197ZM200 196V198H198ZM232 196H237V197H235L236 199H235V201H234V199L232 198ZM247 196V195H246ZM19 197V198H18ZM198 198L199 200L197 201L196 200V198ZM203 197V198H202ZM251 197V198H250ZM256 197V198H255ZM8 198V199H7ZM13 199V200H11V199ZM30 199V200H27V199ZM52 198V199H51ZM179 198H180V200H179ZM191 198V199H190ZM224 200H226V201H230V202H225L224 201V204L222 203V201H223V199ZM227 198H228V200H227ZM244 198H245V196H244ZM10 199V200H9ZM15 199H16V201H15ZM21 199H26V202H24V204H22L23 202H22V200ZM34 199H36L35 201H34ZM101 199V198H100ZM185 199H186V201H185ZM192 199H193V203H192ZM209 201H208V200ZM237 199H238V201H237ZM19 200H21V204H22V207H20V206H17L16 204L18 203V204H20V201ZM188 200V201H187ZM195 200V201H194ZM202 200V201H201ZM3 201H6L8 204H4V206L5 207H7L8 206V208H6V209H3L4 208V206H2L1 204L3 203ZM13 202L12 204H11V207L14 209V208H18L20 211H21V209H22V213H24V216L20 213V211L17 209V211H19L18 213H17V215H15L16 214V209H15V213L13 212H11L12 210L10 209V207H9V204L11 203V202ZM47 201H51L52 202V204L51 203H49V202H47ZM177 202L178 204H174V202ZM232 201H234L235 203H233ZM239 201H240V203H239ZM249 201H252V204L251 205H249L250 204V202ZM34 202V203H33ZM35 202H37V204L35 203ZM39 202H42V200L40 201L39 200ZM219 202V203H218ZM237 202V203H236ZM245 202V201H244ZM243 202V203H244ZM256 202V204H253V203H255ZM228 204V206L231 208V205H233L232 206V210L234 211V213H232V217L234 218H232V219H230V223L232 224V223H234V222H231V221H235V223L234 224H230L229 226L230 227H227L226 229H225V226H224V228H223V226H222V224L220 223V221L218 220V219H221V222L223 221L222 220V218L224 217L223 215H224V209H226L225 208V206L227 207V204ZM229 203H230V205H229ZM20 204V205H21ZM27 205V208H25L24 206H26ZM30 204H35V205H37V207L34 205H30ZM49 204H51V205H49ZM55 204H54V206H55ZM242 204V203H241ZM13 205V206H12ZM24 205V206H23ZM40 207H39V206ZM201 205H202V207H201ZM224 205V206H223ZM238 205V206H237ZM29 206V207H28ZM31 206H33L32 208H34V210L35 211H37V212H35L32 208H31ZM50 206V207H49ZM172 206V209L170 208ZM175 206V207H174ZM176 206H177V208H176ZM221 206L223 207V209H222V211H221ZM257 206V207H256ZM39 207V208H38ZM192 207V206H191ZM201 207V208H200ZM210 207V208H209ZM218 207V208H217ZM236 207V208H235ZM21 208V209H20ZM28 208H30V209H32V212H35L34 214H30V211H29V213L27 212V214H29L30 215V218H28V219H25L24 220V218H27L26 216H28V215H25V212L26 211H28L29 209ZM46 208V209H47ZM199 208V209H198ZM252 208V209H251ZM257 208V209H256ZM11 211H10V210ZM25 209V210H24ZM26 209H28V210H26ZM51 209V208H50ZM53 209V208H52ZM173 210V211H171V210ZM203 209H205V210H203ZM238 209V210H237ZM5 210H8V213H7V211H5ZM23 210H24V212H23ZM45 210V209H44ZM48 210V214H46L45 215V220L47 219V217L49 218L51 215H54L53 214V212H50L49 211V209H47ZM55 211H56V206H55V209H54ZM166 210H170L171 212H169V211H166ZM213 212V210H214V214L212 215V213L210 212ZM216 210H218V214H217V212H216ZM255 212H254V211ZM5 211V212H4ZM46 211V210H45ZM166 211V212H165ZM207 211H209V213H210V215H208V212ZM222 212V213H221ZM4 213V214H3ZM12 214V215H10V214ZM52 213V214H51ZM75 213V212H74ZM167 213H168V215H167ZM179 212H177V214H178ZM206 213H207V215H208V217L206 216ZM9 216H8V215ZM44 214H45V212H44ZM43 214V210H42V214L41 213H39V215H40V217L38 216V218H37V223L41 226L42 225V223H44V221L45 220H43V222L41 221V220H38V219H40V218H42V216L44 215ZM180 214V213H179ZM183 214H186V217H184L185 215H183ZM13 215L15 216L14 217V219H13ZM18 215H19V217H18ZM48 215V216H47ZM189 215V216H188ZM211 215L213 216V217H211ZM214 215H217V216H214ZM237 215V218L236 217H234V216H236ZM0 216H1V214H0ZM12 216V219L11 218H9V217H11ZM17 216V217H16ZM21 216V217H20ZM55 216H56V214H55ZM55 216H51L52 218L53 217H55ZM76 216H78L77 218H81V217H79L80 215H77V213H76V215H74V218L76 217ZM260 216L262 217V218H264V214H260ZM3 216H1L0 217V219L2 218ZM22 217H23V220H22ZM37 217V216H36ZM36 217H34V218H36ZM49 218V219H52V218ZM219 217H221V218H219ZM74 218H73V220H74ZM194 218V217H193ZM192 218V219H193ZM208 218H211V220L210 219H208ZM231 218V217H230ZM257 218H255V219H257ZM44 219V218H43ZM54 219V218H53ZM62 220H63V218H61ZM61 219H58V220H61ZM159 219H160V217H159ZM194 219H196L197 220V217H195ZM212 219H215L214 221L212 220ZM254 219V220H255ZM2 220V219H1ZM4 220H2V221H4ZM9 220H12L11 222H9ZM21 220V221H20ZM27 220V221H26ZM56 218L54 219V220H49L50 221V223L49 222H46L47 224H48V226L50 225V224H52V223H54V224H52V225H50L49 227H51L52 229H53V231H51V232H49V234L51 233V234H53V235H51V237L49 236V237H47L49 234H48V231H47V224H45V226H43L44 228H46V230L44 229V228H40L39 230L40 231H44L42 234L44 235V236H40L39 234V232L40 231H36V233L38 234V235H33L34 234V232H32V235H33V237H35V239L33 238V241H34V244L35 243H38L39 241L41 242V240H42V242H41V244H43V243H46V244H49V242H51L50 241V239L51 238H53V241H56V239H55V236H56ZM203 220V221H202ZM264 219H262V221H263ZM23 221H26V222H23ZM33 221H35V219H33L32 221H30V222H28V224L27 225H29V223L31 224V223H33V225H35L34 224V222ZM42 223H41V222ZM48 221V220H47ZM53 221V222H52ZM71 221H72V219H71ZM75 221V220H74ZM179 221V220H178ZM180 221H179V223H180ZM206 221H208V223L206 222ZM211 221L213 222V224H211ZM7 222H9L10 223V225L7 223ZM15 222V223H14ZM21 222V223H20ZM36 222V221H35ZM159 222V221H158ZM164 222V223H163ZM177 222V221H176ZM182 222V221H181ZM190 222H191V220H190ZM203 222V223H202ZM217 222H219V225H220V227H219V225H216V223ZM224 222L225 221H223V224H224ZM238 222V223H237ZM260 222V223H259ZM3 222H1L0 223V225L2 224ZM13 223V224H12ZM68 223V220H67V222H65V223H61V225H60V228H59V230H58V232L60 233V232H62V226H64L65 225V227H63V232H65V229L67 228V224ZM70 223V222H69ZM77 224H79V221L78 222H76ZM201 223H202V225H201ZM204 223L206 224V225H208V226H206V225H204ZM212 225V227L210 226V224ZM214 223H215V225H216V227L214 228ZM238 225H237V224ZM8 224V225H7ZM37 224V225H38ZM60 224V223H59ZM218 224V223H217ZM258 224H260V225H258ZM18 225H20V226H18ZM32 225V224H31ZM255 225V226H254ZM10 226V227H9ZM54 226V227H53ZM177 226L178 227H181L179 224H177ZM202 226H204L203 228H201ZM205 226H206V228H205ZM222 226V227H221ZM260 226H262V227H260ZM7 227H9L10 228V230L7 228ZM11 227H12V229H11ZM161 227V228H160ZM166 227V228H165ZM208 227V228H207ZM210 227H211V229H210ZM238 227H239V231H238ZM51 228H49V231L51 230ZM165 228V229H164ZM213 228V229H212ZM230 228V229H229ZM260 228H263V229H260ZM164 230V231H161V230ZM168 229H170V231L168 230ZM201 229H205L204 231L203 230H201ZM222 229V230H221ZM244 231H243V230ZM6 230V231H5ZM24 230L25 231H27L26 229H23V232H24ZM207 230V231H206ZM226 230V231H227ZM250 231V233H249V231ZM256 230V229H255ZM261 230H263L262 232H261ZM12 231H14L13 233H12ZM223 231V232H224ZM17 233V234H15L14 233V236H19L20 238H19V241L20 242H18L19 244H17V245H19V248L20 247H23L24 249H26L27 247V249H32L33 248V246H34V244H33V242H31L32 241V235H31V232H30V234L28 233V232H25V233H27L26 234V236H25V233ZM45 232H47V233H45ZM62 232V233H63ZM166 232V233H165ZM215 232H212V234H213V236H212V234H211V232H209V236H212V237H207L206 239L208 240H212L213 242L214 241H220L219 239H217V236H216V234H215ZM243 232H247V233H243ZM217 233V232H216ZM4 234V235H3ZM22 235V237H21V235ZM29 234V235H28ZM41 234V235H42ZM174 234V235H173ZM207 234V235H206ZM218 234V233H217ZM240 234V235H241ZM249 234H251V236H253V238L252 237H250V235ZM7 235H6V237H7ZM25 237H24V236ZM47 235V236H46ZM55 235V236H54ZM244 235H247V237H244ZM13 236V237H14ZM31 238H29V237ZM38 236H40L41 237V239L39 238V239H37L36 240V237H38ZM220 236V235H219ZM218 236V237H219ZM5 237V236H4ZM3 237V238H4ZM5 237V238H6ZM10 237L11 236H9V239L7 240V239H3V242L5 241H7V242H9L10 241ZM13 237L11 238V241H12V239H13ZM26 237L27 238H29L30 239V241L29 240H27L26 239ZM167 237H169V239H167ZM243 237H244V239H243ZM260 237V236H259ZM23 238H24V240H23ZM43 238L44 239H46V241L45 240H43ZM50 238V239H49ZM212 238V239H211ZM246 238V239H245ZM248 238H251V239H249L248 241H247V239ZM263 238V239H262ZM16 239H18V237H14V240H16ZM20 239H22V240H20ZM26 239V240H25ZM55 239V240H54ZM163 239V240H162ZM214 239V240H213ZM215 239H217V240H215ZM39 240V241H38ZM52 240V239H51ZM174 240V241H173ZM237 240H235V242L236 243H238V241ZM244 240V241H243ZM252 240H254L253 241V243H252ZM27 241H28V243H27ZM48 241V242H47ZM52 241V242H53ZM167 241H169V242H167ZM22 242H24V243H22ZM30 242H31V244H33V245H31L30 246ZM40 242L38 243V244H36V246H39V244H40ZM243 242V243H242ZM2 242L0 241V244H1ZM172 245V246H170V244ZM248 243H250V244H248ZM15 243L14 244H12L11 245V248H10V250H9V253L10 254H14V253H19V251L21 250H24V249H22V248H16L14 245H16ZM21 244V245H20ZM156 244V245H155ZM168 244V245H167ZM239 244V245H240ZM252 244H254V245H252ZM255 244H256V246H255ZM23 245H28L27 247H24ZM155 246H156V248H155ZM180 246V245H179ZM256 247V248H253V247ZM168 247V248H167ZM174 247V248H173ZM214 247V246H213ZM152 248V249H151ZM165 248V249H164ZM13 249H15V250H13ZM259 250V251H255V250ZM17 250V251H16ZM153 250V251H152ZM158 250H161V251H158ZM213 250V249H212ZM12 251V252H11ZM14 251V252H13ZM152 251V252H151ZM198 253L195 255L197 258H200V259H202V260H204L203 259V256H202V254H201V252H200V250H199V248H198ZM253 251H255V253L253 252ZM174 252V253H173ZM261 254L262 253V255H260L259 253ZM158 253V254H157ZM173 253V254H172ZM175 253H178V254H176L175 255ZM245 253H244V255H245ZM253 253V254H252ZM156 254H157V257H156ZM198 254H199V256H198ZM255 254V256L253 257V255ZM236 255V254H235ZM259 255H260V257H259ZM173 256V257H172ZM237 256H241V255H239V254H237ZM236 256V257H237ZM169 257V258H168ZM234 258H235V256H234ZM170 259V260H169ZM237 258H235V260H236ZM262 261V263H261V261ZM170 261H172V263L170 262ZM236 262V261H235ZM257 262V263H256ZM158 263V262H157Z\"/></svg>",
	"mask_w": 264,
	"mask_h": 264
},
{
	"label": "snow or ice",
	"instance_id": "obj_3",
	"mask_svg": "<svg viewBox=\"0 0 264 264\" xmlns=\"http://www.w3.org/2000/svg\"><path fill=\"white\" fill-rule=\"evenodd\" d=\"M141 211L144 213L145 219H148L147 203L145 204L144 208L141 209Z\"/></svg>",
	"mask_w": 264,
	"mask_h": 264
}]
</instances>
